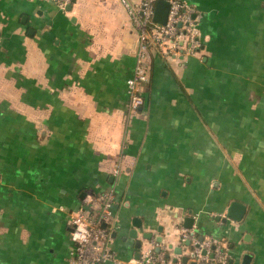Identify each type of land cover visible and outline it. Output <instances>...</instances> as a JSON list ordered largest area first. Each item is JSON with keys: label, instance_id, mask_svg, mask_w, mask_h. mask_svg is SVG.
Here are the masks:
<instances>
[{"label": "crops", "instance_id": "crops-1", "mask_svg": "<svg viewBox=\"0 0 264 264\" xmlns=\"http://www.w3.org/2000/svg\"><path fill=\"white\" fill-rule=\"evenodd\" d=\"M185 1L201 48L151 51L130 113L122 0H0V264H69V217L104 192L122 261L157 237L173 252L183 228L222 241L225 264H264V0ZM232 201L244 214L223 222Z\"/></svg>", "mask_w": 264, "mask_h": 264}, {"label": "built area", "instance_id": "built-area-1", "mask_svg": "<svg viewBox=\"0 0 264 264\" xmlns=\"http://www.w3.org/2000/svg\"><path fill=\"white\" fill-rule=\"evenodd\" d=\"M59 9L65 8L71 0H49ZM157 0H139L128 3L122 0L129 16L137 41L135 63L131 76L126 80L128 112H135L143 104L142 89L149 72V53L155 51L167 62L183 60L197 55L201 48L198 35L200 15L194 5L185 0H166L169 10L164 25L152 23L154 4ZM117 174V171L114 170ZM84 205L93 208L89 212L71 214L69 217L70 240L73 248L69 264H225L228 258L222 241L213 237H199L193 230L179 228L178 247L182 250L175 255L171 249L155 242L140 252L139 258L122 261L116 257L107 243L108 232L104 227L112 220L113 195L104 192L86 195ZM158 249V251H156ZM168 255V257H166ZM175 259V262H172Z\"/></svg>", "mask_w": 264, "mask_h": 264}, {"label": "water", "instance_id": "water-1", "mask_svg": "<svg viewBox=\"0 0 264 264\" xmlns=\"http://www.w3.org/2000/svg\"><path fill=\"white\" fill-rule=\"evenodd\" d=\"M68 7H69V4L65 8H68ZM168 10H169V3L166 0H157L154 4L153 14L151 17L152 23L157 24V25H164L166 22ZM138 110H140V108H138ZM244 211H245V207L242 204L236 201H232L229 203L228 207L226 208L224 217H222V221L226 222V220L229 219L231 221L239 222L242 218V215L244 214ZM191 223H192V219L187 217L183 221V226H185L186 228H189L191 227ZM102 227H104V225H102ZM135 235H136L135 231L130 232L131 237L135 238ZM147 237L149 236L148 235L145 236V238ZM156 241L160 242L161 237H157ZM139 245L140 243L137 242L136 248H139ZM156 251H158V249H156ZM173 253L175 255H179L181 251L178 247H175L173 249ZM166 257H168V255H166ZM138 258H139V254L137 253L134 259H138ZM248 258H249V255H244L242 264H246V261H248ZM180 261L182 264H185V262L187 261V258L183 256L180 258ZM172 262H175V259H172Z\"/></svg>", "mask_w": 264, "mask_h": 264}, {"label": "rangeland", "instance_id": "rangeland-1", "mask_svg": "<svg viewBox=\"0 0 264 264\" xmlns=\"http://www.w3.org/2000/svg\"><path fill=\"white\" fill-rule=\"evenodd\" d=\"M230 167H231V166H230V162L227 160L226 168H225V169H226V170H229ZM231 168H232V167H231ZM161 211H162V210H161ZM161 211H160V214L162 213ZM182 250L185 252V248H184V247H182Z\"/></svg>", "mask_w": 264, "mask_h": 264}]
</instances>
